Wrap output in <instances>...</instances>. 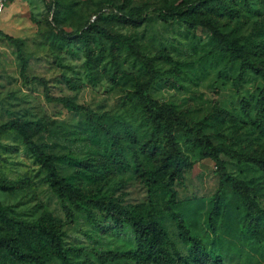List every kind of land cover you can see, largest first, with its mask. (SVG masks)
I'll list each match as a JSON object with an SVG mask.
<instances>
[{"label": "rangeland", "instance_id": "374dc122", "mask_svg": "<svg viewBox=\"0 0 264 264\" xmlns=\"http://www.w3.org/2000/svg\"><path fill=\"white\" fill-rule=\"evenodd\" d=\"M181 1L8 0L0 17V125L18 120L42 127L33 140L46 153L67 157L57 164L62 176L92 196L143 212L147 209L149 198L143 179L131 167L121 170L103 155L107 137L92 131L83 113L46 98L47 94L69 97L97 115L120 112L130 82L114 84L99 68L92 70V78L84 64L81 43L71 38L82 27L95 24L90 36L97 49L109 45L107 34H118L132 40L140 54L152 62L158 71L149 89L154 100L173 106L184 121L207 123L205 134L214 145L240 148L249 156L264 155V137L254 124L255 103L263 86L261 77L248 70L236 85L240 61H230L228 54L215 52L207 28L159 18L156 9ZM132 6L146 8L145 20L138 27L111 18ZM119 7H124L122 12ZM226 29L241 41L264 43V11L242 5L238 17L230 19ZM3 35L22 43V56L27 59L24 71L16 47ZM116 54L126 75L139 74L138 63L133 66L134 57L128 50L121 48ZM242 100L249 103V115L243 113ZM215 105L222 110L218 119L212 116ZM132 129L142 134L137 124L133 123ZM190 157L192 168L174 184L172 209L183 217L190 232L201 238L206 251L220 255L226 264H264V231L244 229L247 218L243 202L229 186L214 208L219 185L214 164L194 153ZM220 158L226 172L242 180L264 210V172L250 162H237L224 154ZM0 182L16 186L13 191L0 190V203L10 215L25 221L48 215L63 233L64 245L84 250L82 259L87 264H136L130 260L99 261L97 254L102 251L133 248V230L127 224L116 225L97 211L89 216L73 210L66 202L72 211L68 215L46 180V170L15 130L0 134ZM166 200L160 183L155 207L167 230L168 250L174 264H189L188 245L178 236L177 222L165 211ZM6 264L61 263L51 257L43 263Z\"/></svg>", "mask_w": 264, "mask_h": 264}, {"label": "trees", "instance_id": "16d2710c", "mask_svg": "<svg viewBox=\"0 0 264 264\" xmlns=\"http://www.w3.org/2000/svg\"><path fill=\"white\" fill-rule=\"evenodd\" d=\"M113 5V2H110ZM242 5L247 9L256 6L264 11V0H182L178 5L156 9L159 18L164 21L178 20L188 27H204L211 33V46L215 52L228 54L230 61H240L239 73L234 80L238 85L244 74L250 70L258 74L263 86L255 103V127L259 135L264 137V43L241 41L226 27L230 19L237 18ZM122 12L124 7H119ZM146 8L130 7L126 13L113 15V20H120L132 27H138L145 20ZM95 24H89L77 30L71 38H75L83 49L85 67L91 77H95L97 69L114 84L130 82L122 97L121 110L116 114L103 113L97 115L89 106L76 103L69 97H52L66 108L85 115L86 124L94 132H101L107 137L103 155L117 168L126 170L132 168L140 176L148 194V207L143 211L136 207H125L119 203L105 201L83 191L66 176H62L57 164L67 161L65 155L49 154L37 145L33 137L42 127H32L28 121L10 120L0 125V134L15 130L22 138L29 153L36 162L46 170V180L51 189L63 201L66 213L73 210L85 211L92 216L93 210L110 218L118 226L127 224L134 232L135 246L122 251H102L97 254L101 262L114 260H130L136 264H174V258L169 252L166 240L167 230L158 218L155 207L156 189L160 183L167 197L165 211L177 222L178 236L188 245L189 264H226L220 255L207 252L203 241L190 232L183 217L172 209L176 191L174 184L183 178L185 171L193 166L190 154H196L200 159H209L214 164V172L218 175L219 185L213 204L217 207L226 186H229L243 202L246 211V231H264V210L260 208L251 196L246 184L225 170V163L220 158L224 154L237 162H250L264 172V155L249 156L240 148L217 144L205 134L207 123L191 124L184 121L178 111L171 105L154 100L149 89L158 75L152 62L144 58L136 45L129 38L118 34H107L109 45L98 49L90 36ZM5 36L14 44L21 70L27 66V59L22 56V43L11 36ZM128 50L134 57L133 66L138 63L139 74L129 76L120 69L117 51ZM167 58V57H166ZM249 103L241 101L245 115H249ZM222 110L215 105L213 118L218 119ZM137 124V134L132 124ZM130 157L128 159L127 157ZM15 185L0 182V190L13 191ZM63 233L48 218V215L34 221H25L13 217L0 203V264L7 262L43 263L51 257H56L61 264H87L85 252L81 247L66 246L62 241ZM186 262V261H185Z\"/></svg>", "mask_w": 264, "mask_h": 264}, {"label": "built area", "instance_id": "2783aa9c", "mask_svg": "<svg viewBox=\"0 0 264 264\" xmlns=\"http://www.w3.org/2000/svg\"><path fill=\"white\" fill-rule=\"evenodd\" d=\"M7 2H8V0H0V17L3 13V10H4Z\"/></svg>", "mask_w": 264, "mask_h": 264}]
</instances>
